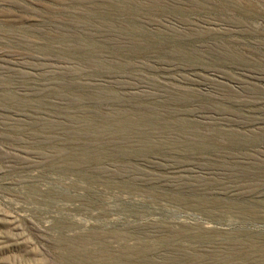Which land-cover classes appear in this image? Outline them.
Instances as JSON below:
<instances>
[{
  "label": "rangeland",
  "instance_id": "rangeland-1",
  "mask_svg": "<svg viewBox=\"0 0 264 264\" xmlns=\"http://www.w3.org/2000/svg\"><path fill=\"white\" fill-rule=\"evenodd\" d=\"M0 264H264V0H0Z\"/></svg>",
  "mask_w": 264,
  "mask_h": 264
},
{
  "label": "bare ground",
  "instance_id": "bare-ground-1",
  "mask_svg": "<svg viewBox=\"0 0 264 264\" xmlns=\"http://www.w3.org/2000/svg\"><path fill=\"white\" fill-rule=\"evenodd\" d=\"M258 251V250H257ZM258 254H259V252H258ZM260 255V254H259ZM262 255V254H261ZM236 257V256H235ZM262 257H263V255H262ZM234 258V257H233Z\"/></svg>",
  "mask_w": 264,
  "mask_h": 264
}]
</instances>
